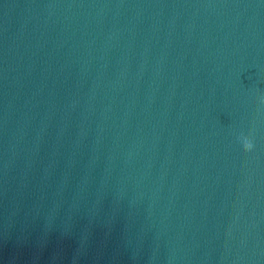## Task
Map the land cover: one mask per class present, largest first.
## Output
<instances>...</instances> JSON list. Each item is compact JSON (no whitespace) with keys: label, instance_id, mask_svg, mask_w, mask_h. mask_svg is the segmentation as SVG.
Segmentation results:
<instances>
[{"label":"water","instance_id":"95a60500","mask_svg":"<svg viewBox=\"0 0 264 264\" xmlns=\"http://www.w3.org/2000/svg\"><path fill=\"white\" fill-rule=\"evenodd\" d=\"M261 97L264 0H0V264H264Z\"/></svg>","mask_w":264,"mask_h":264},{"label":"clouds","instance_id":"9594fccd","mask_svg":"<svg viewBox=\"0 0 264 264\" xmlns=\"http://www.w3.org/2000/svg\"><path fill=\"white\" fill-rule=\"evenodd\" d=\"M260 103L264 104V97H261ZM234 143L238 146L239 150L244 153H248L254 148V143L250 135L237 133L234 138Z\"/></svg>","mask_w":264,"mask_h":264}]
</instances>
